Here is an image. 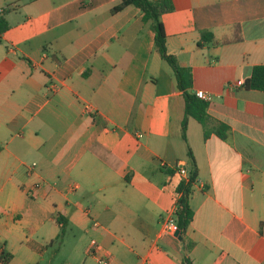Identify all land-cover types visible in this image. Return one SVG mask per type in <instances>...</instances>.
<instances>
[{
	"label": "crops",
	"instance_id": "1",
	"mask_svg": "<svg viewBox=\"0 0 264 264\" xmlns=\"http://www.w3.org/2000/svg\"><path fill=\"white\" fill-rule=\"evenodd\" d=\"M118 1L0 0V264L35 262L63 222L108 264H264V89L242 84L264 63V0H172L162 13L190 90L212 95L186 139L151 22L132 4L112 11ZM188 147L193 216L179 238L161 223L182 180L169 164L189 167Z\"/></svg>",
	"mask_w": 264,
	"mask_h": 264
},
{
	"label": "trees",
	"instance_id": "2",
	"mask_svg": "<svg viewBox=\"0 0 264 264\" xmlns=\"http://www.w3.org/2000/svg\"><path fill=\"white\" fill-rule=\"evenodd\" d=\"M135 5L139 7L142 12V18L144 21H150L154 30V43L157 51L163 57V59L172 67L176 85L182 92L184 99V116L182 119V135L186 139L185 131L187 127V117L193 116L203 125L205 124L207 117V105L208 101L198 97L190 87L192 85V71L190 66L181 65L174 54L170 53L166 47V33L161 19L163 12L172 10L174 4L172 0H119L112 6L111 10H119L126 5ZM6 23L4 22V16L0 13V31L4 30ZM210 33L209 40L212 37L211 31H203L202 36ZM247 88L264 89V63L254 64L251 68L250 75L242 83ZM221 137L225 136L223 131H218ZM207 134V129H204V135ZM187 155L189 158V178L187 181L183 179L179 182L177 189L181 191V195L178 197V205L174 212V217L179 229L184 232L185 228L189 225L193 210L188 202V195L191 192L192 184L195 181L197 174V166L194 154L190 147L187 148ZM57 219L61 222V216L58 215ZM64 222L61 228L64 227ZM9 254L0 255L2 258L8 257ZM186 264H192L189 257H183ZM4 260V259H3Z\"/></svg>",
	"mask_w": 264,
	"mask_h": 264
},
{
	"label": "rangeland",
	"instance_id": "3",
	"mask_svg": "<svg viewBox=\"0 0 264 264\" xmlns=\"http://www.w3.org/2000/svg\"><path fill=\"white\" fill-rule=\"evenodd\" d=\"M89 231L81 230L71 224L59 228L58 235L46 240L41 245L36 261L31 264H102L87 254L89 241L92 238ZM130 262L137 260L132 255Z\"/></svg>",
	"mask_w": 264,
	"mask_h": 264
},
{
	"label": "built area",
	"instance_id": "4",
	"mask_svg": "<svg viewBox=\"0 0 264 264\" xmlns=\"http://www.w3.org/2000/svg\"><path fill=\"white\" fill-rule=\"evenodd\" d=\"M49 86L51 88H56V84L54 82L49 83ZM198 97L204 99V100H210L212 98V95L209 93H206L205 91H203L202 89H195L193 91ZM162 165H168L167 162L165 161H161ZM170 166L176 168V171H178V173L181 174L182 179L184 181H187L189 178V167L184 165L183 163H176V164H169ZM77 186L76 183H71L69 185V189H74ZM179 195L178 197L181 195V191L178 192ZM178 197L173 205V209L171 210L170 213H168L165 217H163L162 219V223H161V231L163 232H171L173 233L175 230L179 229L177 222L175 220L174 217V212L177 208V201H178ZM92 224L94 226H100V222L96 219H93ZM103 245L95 238L92 237L89 241V245H88V249L87 252L94 254L97 261L102 263V264H108L109 260L107 258V255L105 253H103Z\"/></svg>",
	"mask_w": 264,
	"mask_h": 264
},
{
	"label": "water",
	"instance_id": "5",
	"mask_svg": "<svg viewBox=\"0 0 264 264\" xmlns=\"http://www.w3.org/2000/svg\"><path fill=\"white\" fill-rule=\"evenodd\" d=\"M174 234L177 235L179 238L182 237V234H181V232H180V229L175 230V231H174Z\"/></svg>",
	"mask_w": 264,
	"mask_h": 264
}]
</instances>
